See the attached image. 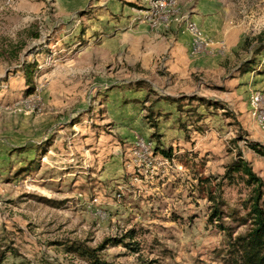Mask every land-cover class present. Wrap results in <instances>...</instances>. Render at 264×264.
I'll return each instance as SVG.
<instances>
[{
    "label": "rangeland",
    "instance_id": "1",
    "mask_svg": "<svg viewBox=\"0 0 264 264\" xmlns=\"http://www.w3.org/2000/svg\"><path fill=\"white\" fill-rule=\"evenodd\" d=\"M19 2L0 0L3 263L89 264L68 246L111 238L99 254L112 264H223L227 236L194 170L217 183L239 148L264 181V157L247 144L264 145V0ZM210 3L216 35L191 18ZM139 23L147 53L131 33ZM178 30L191 36L186 63L171 52ZM246 61L258 71L241 72ZM194 94L208 106L165 99ZM245 190L218 191L233 236L247 226L226 213Z\"/></svg>",
    "mask_w": 264,
    "mask_h": 264
},
{
    "label": "trees",
    "instance_id": "2",
    "mask_svg": "<svg viewBox=\"0 0 264 264\" xmlns=\"http://www.w3.org/2000/svg\"><path fill=\"white\" fill-rule=\"evenodd\" d=\"M32 35L36 37L37 33L33 32ZM261 51L262 48L258 49L256 54H260ZM33 68H35V65L24 69V76L29 82H32ZM252 69H255L254 61H246L240 66V71L244 73ZM165 99L175 103L177 107H180L186 101H197L207 106L209 104V100L199 98L195 94L177 97L166 96ZM247 144L264 157V145L251 141H247ZM160 152L171 156V153L164 149H161ZM183 164L188 167L186 161ZM36 166L37 159L35 158L33 162H29L26 166L21 165L16 172L33 171ZM194 172L198 181L200 196L213 202L212 211L209 215L210 220H216L219 228L227 236L226 249L222 255L223 264H264V181L253 171L252 165L243 157L241 150L238 148L231 161L225 165L224 172L217 183H212L209 177L200 175L201 168L195 169ZM222 185L234 186L239 188L240 192H242V189H246L244 197L238 199L239 208L232 207L226 213L227 217L232 218L237 226H247L244 232L234 236L232 231L234 227L227 226L221 221L223 217L221 206L226 204L218 192ZM109 242L118 243L120 241L107 238L95 248L82 242H74L68 246V251L87 260L89 264H112L104 261L99 254V250ZM5 252L6 250H0V264H4Z\"/></svg>",
    "mask_w": 264,
    "mask_h": 264
},
{
    "label": "crops",
    "instance_id": "3",
    "mask_svg": "<svg viewBox=\"0 0 264 264\" xmlns=\"http://www.w3.org/2000/svg\"><path fill=\"white\" fill-rule=\"evenodd\" d=\"M21 2V0H20ZM18 3V6H20V4L22 3ZM28 6H32V2H28L26 1ZM194 13L192 14L191 18L192 20L196 21L197 23H199L202 28L206 31H208L211 35H216L219 34V31L221 29V26L214 21V19L211 17V15L213 13H215V6L213 3H210L207 6V9H204L200 4L196 5L193 7ZM203 13V14H202ZM209 15V16H207ZM138 30H140L139 32L142 35L141 37V41L143 39H145V41L147 42V47H146V53L149 50V39H150V35H149V31L148 28L143 25L142 23H139L136 27H134L132 32H137ZM175 39V40H174ZM173 42V49L171 50V52L173 53V55L175 56L176 60L175 62H184L186 63L187 59H183V53H185L186 49L188 50V48L190 47V43H191V36L188 32L186 31H180L178 30L176 33V36L173 38L172 40ZM136 44V43H134ZM175 67L170 66L169 70L170 72H177L179 75L182 74L183 72H186V68L187 67H179L178 65L174 64ZM183 65V64H182ZM184 66V65H183ZM189 66V65H187ZM250 71H258L257 66L255 65V69H252ZM248 72V71H247ZM180 77H184L183 75H180ZM168 103H170V101L167 100Z\"/></svg>",
    "mask_w": 264,
    "mask_h": 264
},
{
    "label": "built area",
    "instance_id": "4",
    "mask_svg": "<svg viewBox=\"0 0 264 264\" xmlns=\"http://www.w3.org/2000/svg\"><path fill=\"white\" fill-rule=\"evenodd\" d=\"M158 1V9H160L161 7L165 6L166 4H168V0H157ZM192 27L194 29H197L198 32H201L198 28V26L194 23V25H192ZM197 46H200V43L198 42H194V45H192L193 49H196ZM259 98L260 100H262V108H261V125H264V105H263V95L261 94V92H259Z\"/></svg>",
    "mask_w": 264,
    "mask_h": 264
}]
</instances>
